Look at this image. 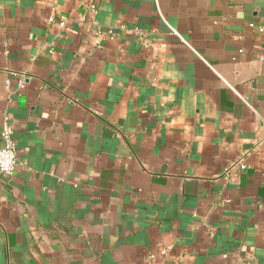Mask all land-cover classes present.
Returning <instances> with one entry per match:
<instances>
[{
  "label": "crops",
  "instance_id": "1",
  "mask_svg": "<svg viewBox=\"0 0 264 264\" xmlns=\"http://www.w3.org/2000/svg\"><path fill=\"white\" fill-rule=\"evenodd\" d=\"M5 116L0 264H264V0H0Z\"/></svg>",
  "mask_w": 264,
  "mask_h": 264
},
{
  "label": "built area",
  "instance_id": "2",
  "mask_svg": "<svg viewBox=\"0 0 264 264\" xmlns=\"http://www.w3.org/2000/svg\"><path fill=\"white\" fill-rule=\"evenodd\" d=\"M90 8L92 9L93 5ZM60 25L64 26V22H61ZM0 141V173L10 176L17 166V154L13 138V127L6 116L1 121Z\"/></svg>",
  "mask_w": 264,
  "mask_h": 264
}]
</instances>
